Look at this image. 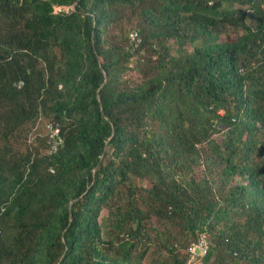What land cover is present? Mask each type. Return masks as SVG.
I'll return each mask as SVG.
<instances>
[{
  "label": "trees",
  "instance_id": "16d2710c",
  "mask_svg": "<svg viewBox=\"0 0 264 264\" xmlns=\"http://www.w3.org/2000/svg\"><path fill=\"white\" fill-rule=\"evenodd\" d=\"M200 236L264 264V0H0V264H183Z\"/></svg>",
  "mask_w": 264,
  "mask_h": 264
},
{
  "label": "built area",
  "instance_id": "2783aa9c",
  "mask_svg": "<svg viewBox=\"0 0 264 264\" xmlns=\"http://www.w3.org/2000/svg\"><path fill=\"white\" fill-rule=\"evenodd\" d=\"M128 41L134 48L137 47L140 42L139 36L136 32L132 31L128 35ZM131 64L129 68H131ZM22 83H18L17 87L20 88ZM60 129L58 125L51 123L45 128L46 141L48 146V155L53 156L58 151L59 147L62 146V139L60 137ZM52 172V171H51ZM207 242L204 236H200L196 241L191 242L186 250V260L183 264H202V259L207 252Z\"/></svg>",
  "mask_w": 264,
  "mask_h": 264
},
{
  "label": "rangeland",
  "instance_id": "374dc122",
  "mask_svg": "<svg viewBox=\"0 0 264 264\" xmlns=\"http://www.w3.org/2000/svg\"><path fill=\"white\" fill-rule=\"evenodd\" d=\"M56 11H59V10L56 9ZM248 24L249 25H253L254 24L253 18L251 17L250 13H249V17H248ZM133 62H134V60H133ZM133 65L131 66V68H133ZM133 79L135 81L137 80L136 77H134ZM43 136L46 137V134L44 133ZM133 182L136 183V185H139L140 184V181H138V180H133ZM152 251H153V248L148 251L147 256H146V259L144 261L145 264H156V263H158L163 258V256L161 254L154 253L155 250L153 251V253H152Z\"/></svg>",
  "mask_w": 264,
  "mask_h": 264
}]
</instances>
